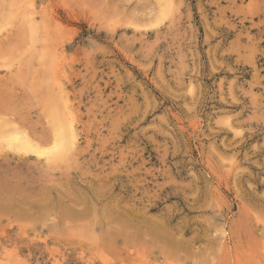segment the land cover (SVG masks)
<instances>
[{
    "label": "rangeland",
    "instance_id": "obj_1",
    "mask_svg": "<svg viewBox=\"0 0 264 264\" xmlns=\"http://www.w3.org/2000/svg\"><path fill=\"white\" fill-rule=\"evenodd\" d=\"M54 113L57 159L0 135V264H264V0H0V131Z\"/></svg>",
    "mask_w": 264,
    "mask_h": 264
},
{
    "label": "bare ground",
    "instance_id": "obj_2",
    "mask_svg": "<svg viewBox=\"0 0 264 264\" xmlns=\"http://www.w3.org/2000/svg\"><path fill=\"white\" fill-rule=\"evenodd\" d=\"M59 88V87H58ZM61 96V95H60ZM66 99V98H65ZM61 107V106H60ZM56 108V107H55ZM48 112V110H47ZM52 115V114H51ZM57 114L54 113L53 115V119L56 121L61 120V118H57ZM72 117V116H71ZM68 119V118H67ZM73 120V119H72ZM71 122V120H69ZM49 123V122H48ZM67 123V122H66ZM73 123V121H72ZM3 125V124H2ZM68 125V124H67ZM49 127V126H48ZM8 128V127H7ZM25 129V128H24ZM7 130V129H6ZM15 130V129H14ZM26 132V130H24ZM2 133H0V135L2 134V138L4 141L3 144L6 145V147L10 148V149H14V150H18V151H25V152H34V153H38L41 156L46 155L49 159H57L58 157H60L68 148V144H69V139L68 136L69 133H75L73 132V126H63L62 125V120H61V126H57L55 132L53 133L54 137H53V144L50 146L49 149L47 150H39L38 147L37 149L34 148V146L31 144L29 138L27 139V136L18 133L17 130L16 132L12 130L11 131H3V129L0 131ZM24 132V134H25ZM27 134V133H26ZM75 135V134H74ZM72 136V135H70ZM73 137V136H72ZM71 137V140H73V138ZM49 142V141H48ZM52 142V141H50ZM76 142V140H75ZM73 144H76L72 141ZM1 141H0V145H1ZM73 146V145H72ZM41 147V146H40ZM41 149V148H40ZM46 149V148H45ZM50 165V164H49ZM53 166V165H52ZM58 168V167H57ZM12 194V193H11ZM22 201V200H21ZM30 201V200H29Z\"/></svg>",
    "mask_w": 264,
    "mask_h": 264
}]
</instances>
